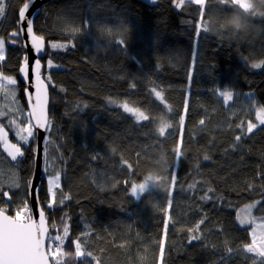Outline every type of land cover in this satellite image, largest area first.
<instances>
[{"label": "trees", "instance_id": "trees-1", "mask_svg": "<svg viewBox=\"0 0 264 264\" xmlns=\"http://www.w3.org/2000/svg\"><path fill=\"white\" fill-rule=\"evenodd\" d=\"M8 1L7 12L0 16V36L7 42L0 70L19 80L18 93L26 104L19 76L26 48L22 36L15 44L9 37L19 31L18 10L28 0ZM232 11L220 0H207L205 19L215 23ZM85 21L90 24L87 31ZM198 21L199 6L186 2L176 8L173 0L156 5L141 0H49L36 18V30L47 40L43 75L51 76V81L46 79L51 118L41 200L51 237L63 236L66 225L70 231L74 209L83 230L77 236L68 231L61 264H161V240L163 264H264V258L245 251L253 226H241L238 212L258 201L255 213L264 215V125L235 140L246 133L248 122H257L254 105L264 108V30L245 36L201 31L197 36ZM255 23L264 26V20ZM51 43L68 46L53 50ZM48 59L54 64L51 69ZM257 63L262 66L253 68ZM153 89L163 91L171 111ZM221 91L234 93V100L225 102ZM125 102L150 119L137 122L123 110ZM161 114L173 122L164 137L154 130ZM12 118L15 124L19 120L16 112ZM11 136L15 138L14 132ZM178 143L182 158L174 155ZM34 147L35 142L22 147L24 157L14 162L0 142V193L11 196L9 201L0 195V208L14 215L30 206ZM163 167L169 183V170L177 175L171 207L169 190L163 194L155 187L140 200L131 195L132 183ZM57 172L65 187L58 190L57 201L61 193L68 199L49 210L47 178ZM208 188L213 189L210 201L202 199ZM152 199L159 200L158 207L150 204ZM200 220L199 230L189 233ZM192 234L200 240L189 243ZM77 241L82 257L75 255Z\"/></svg>", "mask_w": 264, "mask_h": 264}, {"label": "snow or ice", "instance_id": "snow-or-ice-1", "mask_svg": "<svg viewBox=\"0 0 264 264\" xmlns=\"http://www.w3.org/2000/svg\"><path fill=\"white\" fill-rule=\"evenodd\" d=\"M35 3V0H32ZM176 8H181L186 0H173ZM187 3L195 4L199 6V21L196 24V35L199 36L201 31L204 33L209 32L207 19H205V4L206 0H187ZM30 9L29 3H24L23 6L18 10V21H19V31H13L10 34L11 43L15 44L17 40L21 38L23 35H27L30 37L31 48L33 49V66L32 73L34 77V84L28 80L29 75V61L27 54L24 55L23 63L19 67V73L21 74L22 79L25 81L26 87L25 92L28 93V89L34 87L35 90V103L31 105V111L28 113V117L34 119L35 123L32 124L29 122L27 127H20L16 125V136L19 139V142H22L23 147H28L32 142H35L38 138V132L34 131V129L44 130L48 126V115L46 111V106L48 103V85L45 83V78H42V64L41 59L43 58V53L45 49V36L37 35L34 32L33 28V19L28 17L26 13ZM5 14V6L0 0V16ZM90 24L88 21H85L84 29L88 30ZM73 31L79 32L80 29H73ZM222 33L221 35H223ZM124 41H118L117 45L123 44ZM68 45H60L57 43H51L50 48L53 50H57L63 47H67ZM74 46V45H71ZM5 60V41L0 39V62ZM47 69H51L54 67L52 59H48L46 62ZM253 68H260L261 64H253ZM46 79L51 81V76H47ZM7 85H17V80L11 75H3L0 73V89L5 88V83ZM134 87V85H133ZM156 99L165 105V107L171 111V108L165 103L164 97L160 91H156V89L152 90ZM13 95H15L13 93ZM220 95L224 98V101H230L233 97L232 92L224 91L221 92ZM28 100L32 99L31 93H28ZM123 110L127 113H131L137 122L148 121L150 119L149 115L146 114L145 111H142L140 108L131 107L127 102L121 105ZM188 111V101H184V112ZM3 115V113H0ZM258 119L261 125H264V109L260 110L258 114ZM15 124V121H12ZM185 124V115H181L179 117V125H180V141L183 140V128ZM200 125H204L205 121L201 119L199 121ZM237 127H241L237 125ZM257 128V125L252 122H248L246 126V133H242L235 136L236 141H241L242 135L244 134H252L254 129ZM164 137V136H163ZM0 140L3 141L4 148L8 152L12 161H18L24 157L25 153L22 150V146L20 143H10L8 141V133L5 131L3 125H0ZM46 143V138L44 141H41L37 146V149L33 152L35 156L37 153L40 154L41 160H43V146ZM174 155L176 158H182V151L180 143L177 144L174 149ZM205 160H208L209 157L205 156ZM128 168H131L132 165L128 164ZM43 171V169H42ZM170 172V188L168 192V207H171V196L172 191L177 183V175L175 171L172 169ZM46 175V173H45ZM35 179V177L33 178ZM61 176L60 173L57 172L55 176H49L47 178L48 185V194L50 196V202L47 203V207L49 210H52L54 206L63 205L65 200L68 199L67 196L61 193V197L59 201H57L58 190L61 189ZM19 185H17L18 187ZM189 187H193L190 185ZM40 188L37 186L35 189L37 200L39 199ZM138 191H143V185L139 183L131 184V195L139 199ZM213 189L208 188L202 199L211 200L212 197L209 195ZM0 195L8 196L7 193H0ZM8 200H11V196H8ZM254 207V205L248 206L244 210V214L240 216L239 223L241 226L255 223L254 220H249L250 212L249 208ZM167 214V209H163ZM6 208H0V264H49V257L55 262V264H61L59 259L60 256L63 255L61 252V246L63 245L64 239L68 236V227L67 225L64 227L63 236L57 235L55 237L48 236V228L45 222V213L44 210L41 209L39 211V222L37 223L32 215L29 214L28 205L25 204L23 207V211H16L14 216H9L6 214ZM204 221L200 220L199 223L195 225L194 228H189V233H196L200 224ZM168 220L164 221L165 235L168 227ZM256 227L260 229L257 232ZM253 228L251 232V242L244 245L245 251L247 253L254 254V256L259 258H264V224L257 225ZM48 237L49 246L48 251L46 252L44 249L45 238ZM200 236L197 234H192L189 237V243L193 241H199ZM59 242L53 250V243ZM164 249L165 244L164 241L161 240L159 245V257L161 264H163L164 257ZM231 251V250H230ZM75 255L76 257H82L85 255L84 252L81 251V244L79 241L75 243ZM88 256H91V253H87ZM99 264V261L97 262Z\"/></svg>", "mask_w": 264, "mask_h": 264}, {"label": "clouds", "instance_id": "clouds-1", "mask_svg": "<svg viewBox=\"0 0 264 264\" xmlns=\"http://www.w3.org/2000/svg\"><path fill=\"white\" fill-rule=\"evenodd\" d=\"M220 3L231 7L233 11L227 14V16L218 17L215 23L208 17L207 25L209 32L214 34L215 30L231 32L236 36H245L264 30V26L255 23L256 20H264V0H220ZM120 34L121 36L126 35V30L120 29ZM104 51L106 52L107 49H104ZM172 127L173 122L168 116L161 114L157 118L154 130L157 135L163 137ZM139 184L143 185V191H138L139 197L148 191L149 185L155 186L158 191L166 194L170 188L167 168L163 167L147 173V179L142 180ZM159 203V200L156 199L150 201V204L155 207H158Z\"/></svg>", "mask_w": 264, "mask_h": 264}, {"label": "water", "instance_id": "water-1", "mask_svg": "<svg viewBox=\"0 0 264 264\" xmlns=\"http://www.w3.org/2000/svg\"><path fill=\"white\" fill-rule=\"evenodd\" d=\"M49 0H35V3L32 2V0H28L25 3H29L30 4V9L28 10V12L26 13V15L30 18L33 19V28H34V32L37 35H40L36 32L35 29V21L36 18L38 17V15L41 13L42 11V7L45 3H47ZM144 1L145 3H148L150 5H156L158 4L159 0H141ZM23 41H24V45L26 48V54L28 56V61H29V75H28V80L31 81L34 84V77H33V73H32V66H33V61H34V57H33V49L31 48V44H30V37H28L26 34L22 36ZM45 45H46V39H45ZM44 53H45V49H44ZM43 53V56H44ZM41 64H42V78H44L43 75V71H44V62L41 59ZM20 77L21 74L19 73ZM22 79V77H21ZM22 81L25 83V81L22 79ZM45 83L48 85V103L46 106V111H47V115H48V126L46 129L44 130H39L36 129V132H38V138L36 140V149L37 146L40 144L41 141H44L45 138L47 139V133L50 127V101H51V93H50V87H49V83L48 81L45 79ZM26 87V84H25ZM28 93H31L32 99L28 100L27 96ZM28 93L25 92V97H26V104L29 108V111H31V105L35 103V90L34 87L29 88L28 89ZM33 123H35L34 119H32ZM43 160H41L40 154L37 153L35 155V164H34V171H33V175L31 177V183H30V206L32 208V217L33 219L38 223L39 222V211L41 209L44 210L45 213V222H46V226L48 228V236L51 235L52 232V228L50 225V221L48 218V212L46 210V208L44 207L42 200H41V190L44 184V178H45V164H46V143L43 146ZM43 169V171H42ZM35 177V179H33ZM39 187L41 190L39 192V199L37 200L36 197V192L35 189L36 187ZM7 215L9 216H14L13 214L9 213L8 211L6 212ZM48 246H49V240L48 237L46 236L45 238V243H44V249L47 252L48 251ZM49 264H53V260L51 257H49Z\"/></svg>", "mask_w": 264, "mask_h": 264}, {"label": "rangeland", "instance_id": "rangeland-1", "mask_svg": "<svg viewBox=\"0 0 264 264\" xmlns=\"http://www.w3.org/2000/svg\"><path fill=\"white\" fill-rule=\"evenodd\" d=\"M4 6H5V10L7 12V6L9 4V1L8 0H2ZM187 2V0H186ZM207 2V0H206ZM0 39H3L5 41V57H6V52H7V42H6V39L3 37V36H0ZM4 61L0 62V64H2ZM257 64H261L262 66V63H257ZM0 73H3L1 72L0 70ZM3 75H7V74H4ZM12 76V75H11ZM16 80H17V85H7L6 82L5 83V88L4 89H0V113H3V115H0V125H3L5 131L8 133V141L10 143H20L21 146H22V142H19V139L18 137L16 136V126H12L11 124L12 121L14 120V118H12V114L14 112H16L19 120H17V123L20 127H27L29 122H32V119L28 117V108H26V104L23 103L18 91V82L19 80L13 76ZM156 91H160L164 97V93L162 90H156ZM221 92H224V91H221ZM220 92V93H221ZM13 93L15 95H13ZM233 94V97L230 101H228L229 103H231L234 98H235V94ZM20 97V98H19ZM256 112H257V122L255 123L258 126H260V122H259V119H258V114L260 113V110L261 109H264L263 107H259L258 105H254V107ZM16 124H13V125H16ZM15 127V131L12 130V128ZM12 132H14V135H15V138H13L11 136ZM0 142L2 143L3 147H4V144H3V141L0 140ZM23 147V146H22ZM23 150V148H22ZM60 183H61V186L64 187V184H63V180L61 179L60 180ZM65 188V187H64ZM155 188V186L153 185H149V189L148 191L150 190H153ZM144 194V193H143ZM142 194V195H143ZM142 195L140 196L139 199L137 200H140L142 198ZM256 203H258V201H254L253 203H250L248 204L247 206L243 207L242 209H239L238 212H239V218L241 215L244 214V210L246 208H248V206L250 205H254V207H251L249 208V212H250V216H249V220H254L255 223H249V224H246V225H252L253 228L256 227L257 225H261V224H264V215H258L255 213V208H256ZM75 220H74V223H73V227L70 229L69 231V234L73 235V236H77L79 235L83 230L82 228L80 227L79 225V219L77 218V209H74V211L72 212ZM256 230L257 232L260 231V229L258 227H256ZM54 235V234H53ZM55 236V235H54Z\"/></svg>", "mask_w": 264, "mask_h": 264}, {"label": "bare ground", "instance_id": "bare-ground-1", "mask_svg": "<svg viewBox=\"0 0 264 264\" xmlns=\"http://www.w3.org/2000/svg\"><path fill=\"white\" fill-rule=\"evenodd\" d=\"M46 4V3H45ZM44 4V5H45ZM44 5H43V7H44ZM43 7H42V9H43ZM42 12V11H41ZM35 23H36V21H35ZM35 29H36V24H35ZM36 32H37V30H36ZM38 33V32H37ZM39 34V33H38ZM41 35V34H40ZM46 39V38H45ZM46 43H47V40H46ZM45 48H46V45H45ZM20 76V75H19ZM21 78V77H20ZM25 92V91H24ZM25 100H26V97H25ZM50 104H51V101H50ZM27 105V104H26ZM27 108H28V106H27ZM28 110H29V108H28ZM30 112V111H29ZM33 122V121H32ZM34 124V123H33ZM36 130V129H35ZM47 135H48V133H47ZM46 141H47V139H46ZM34 149L36 150V141H35V147H34ZM34 160H35V158H34ZM45 167H46V164H45ZM44 180H45V178H44ZM30 183H31V179H30V181H29V191H30ZM43 187H44V184H43ZM43 187H42V189H43ZM29 199H30V193H29ZM30 210H31V214H32V208H31V206H29L28 207ZM10 213V212H9ZM12 214V213H11ZM14 215V214H13Z\"/></svg>", "mask_w": 264, "mask_h": 264}, {"label": "built area", "instance_id": "built-area-1", "mask_svg": "<svg viewBox=\"0 0 264 264\" xmlns=\"http://www.w3.org/2000/svg\"><path fill=\"white\" fill-rule=\"evenodd\" d=\"M29 214L31 215V210L29 209Z\"/></svg>", "mask_w": 264, "mask_h": 264}]
</instances>
